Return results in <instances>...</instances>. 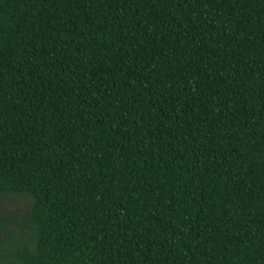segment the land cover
I'll list each match as a JSON object with an SVG mask.
<instances>
[{
  "label": "trees",
  "instance_id": "trees-1",
  "mask_svg": "<svg viewBox=\"0 0 264 264\" xmlns=\"http://www.w3.org/2000/svg\"><path fill=\"white\" fill-rule=\"evenodd\" d=\"M6 195L0 264H264V0H0Z\"/></svg>",
  "mask_w": 264,
  "mask_h": 264
},
{
  "label": "rangeland",
  "instance_id": "rangeland-1",
  "mask_svg": "<svg viewBox=\"0 0 264 264\" xmlns=\"http://www.w3.org/2000/svg\"><path fill=\"white\" fill-rule=\"evenodd\" d=\"M0 209L5 211L6 214H10V212L18 215H25L28 213V201L24 197L16 196V195H6L0 196ZM14 228H17L16 224H13ZM6 245L9 247H13L12 242H6Z\"/></svg>",
  "mask_w": 264,
  "mask_h": 264
}]
</instances>
